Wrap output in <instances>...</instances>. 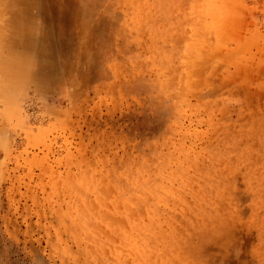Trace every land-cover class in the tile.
Masks as SVG:
<instances>
[{
  "label": "rangeland",
  "instance_id": "rangeland-1",
  "mask_svg": "<svg viewBox=\"0 0 264 264\" xmlns=\"http://www.w3.org/2000/svg\"><path fill=\"white\" fill-rule=\"evenodd\" d=\"M0 24V264H264V0Z\"/></svg>",
  "mask_w": 264,
  "mask_h": 264
},
{
  "label": "bare ground",
  "instance_id": "bare-ground-1",
  "mask_svg": "<svg viewBox=\"0 0 264 264\" xmlns=\"http://www.w3.org/2000/svg\"><path fill=\"white\" fill-rule=\"evenodd\" d=\"M19 2H20V1H19ZM17 4H18V3H17ZM20 4H21V2H20ZM22 5H23V4H22ZM22 9H23V8H22ZM4 12H5V11H4ZM13 15H14V14H13ZM23 15H24V14H23ZM25 21H26V20H25ZM27 21H28V20H27ZM0 25H1V24H0ZM12 27H13V26H12ZM12 27H11V28H12ZM35 30H36V29H35ZM18 32H19V31H17L16 33H18ZM2 34H3V33H2ZM3 35H5V34H3ZM0 37H1V36H0ZM5 37H6V36H5ZM21 37H22V36H21ZM1 38H3V37H1ZM6 38H7V37H6ZM8 38H9V37H8ZM13 41H14V40H13ZM3 43H4V42H3ZM13 43H14V42H13ZM15 43H16V42H15ZM15 43H14V44H15ZM11 44H12V43H11ZM8 46H9V45H8ZM10 46H11V45H10ZM18 48H19V47H18ZM8 51H9V50H8ZM9 52H10V51H9ZM11 52H12V51H11ZM15 54H16V53H15ZM11 55H12V54H11ZM20 56H21V55H20ZM32 56H33V54H32ZM13 58H14V57H13ZM13 58H12V59H13ZM4 59H5V58H4ZM9 59H10V58H9ZM31 59H32V58H31ZM33 59H34V58H33ZM21 60H22V58H21ZM40 60H41V59H40ZM19 61H20V59H19ZM23 61H24V60H23ZM0 62H1V61H0ZM3 62H4V61H3ZM6 62H7V61L5 60V63H6ZM11 62H12V61H11ZM13 62H14V61H13ZM16 63H18V60H17ZM22 63L24 64L25 62H22ZM11 65H12V64H11ZM11 65H10V66H11ZM19 65H20V63H19ZM14 66H15V65H14ZM14 66H13V68H14ZM17 66H18V65H17ZM17 66H16V67H17ZM20 66H21V65H20ZM19 68H20V67H19ZM17 69H18V68H17ZM21 69H22V67H21ZM25 69H26V68H25ZM15 70H16V69H15ZM23 70H24V69H23ZM20 71H22V70H20ZM28 71H29V70H28ZM13 72H14V71H13ZM23 72H24V71H23ZM23 72H22V74H23ZM29 72H30V71H29ZM25 73H28V72H25ZM10 74H11V73H10ZM10 74H9V75H10ZM11 76H12V75H11ZM16 76H17V75H16ZM10 86H11V85H10ZM10 86H9V87H10ZM18 87H19V86H18ZM21 87H22V86H21ZM26 89H27V88H26Z\"/></svg>",
  "mask_w": 264,
  "mask_h": 264
}]
</instances>
